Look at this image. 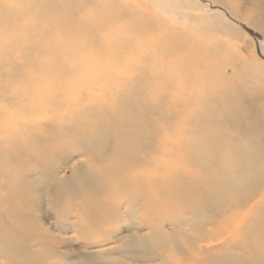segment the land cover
Listing matches in <instances>:
<instances>
[{"label": "rangeland", "instance_id": "obj_1", "mask_svg": "<svg viewBox=\"0 0 264 264\" xmlns=\"http://www.w3.org/2000/svg\"><path fill=\"white\" fill-rule=\"evenodd\" d=\"M210 1L218 6L0 0V135L14 137L18 121L34 118L32 125L79 133L98 126L93 133L107 142L108 133L137 120L152 131L156 155H173L165 161L172 182L160 199V225L145 215L138 193L134 205L122 202L115 217L92 230L77 203L50 192L57 182L93 181L85 140L67 147L53 175L29 173L21 201L9 185H23L14 171L30 160L32 142L20 141L10 166L0 154V264H88L86 256L97 257L93 264H264V25L245 0ZM121 5V23L100 13ZM136 12L145 27L128 31ZM250 23L255 35L244 28ZM201 173L213 175L206 186L224 185L225 192L185 196L190 186L176 181ZM43 234L63 242L46 246Z\"/></svg>", "mask_w": 264, "mask_h": 264}, {"label": "bare ground", "instance_id": "obj_2", "mask_svg": "<svg viewBox=\"0 0 264 264\" xmlns=\"http://www.w3.org/2000/svg\"><path fill=\"white\" fill-rule=\"evenodd\" d=\"M203 1L206 4H208L210 7L216 8L218 6L210 0H203ZM245 1L246 4L250 3L251 5L255 6L256 9L261 11L259 15L254 17H258L257 18L258 21L262 25H264V0H245ZM88 9L90 10V8ZM220 10L221 13L224 14L226 13L224 9L220 8ZM100 13L103 14L105 20H111V18H113V19H118V22L121 23V19L123 18L124 14L126 15V6L121 5L115 9H102ZM138 15L139 14L136 12L131 18V22L129 21L130 24L124 25L123 28H126V30L128 31L133 30V32L143 29L145 26L139 23L140 20ZM250 25L251 26H248L249 28L252 26H256L254 23H250ZM117 43L120 44L121 42H117ZM110 68H112V66ZM135 79L137 78L135 77ZM128 96H126V98ZM124 105L126 106V104ZM33 119L34 118H28L27 123L25 122L20 123V121H18L17 124L15 125H17V128L20 130L17 132V135H14V137L7 135L5 131H3L0 135L1 136L0 154L1 156L4 157L6 154L7 157L6 158L7 164H5L6 167L10 166L14 162L13 159L9 160V158L14 156V154L17 155V153L19 152V148L21 145L20 141H23L26 144L28 142H32V144L30 145L27 144L28 146L26 147V153H25L27 158L31 157L30 160L27 159L25 162H23L24 164H21L22 163L21 162L20 163L21 165L17 167L16 170L14 171V173L17 172L19 173V175H21L22 182L24 181L23 185L21 184V182H18V184L15 182L14 184L9 185V191L15 196L14 198L16 200L18 199L20 201L23 199L25 200L27 197L26 194L29 193L30 191V187L25 185L26 182L27 183L30 182L29 173L39 170L44 174L53 175L54 174L53 170L57 158L60 155H62L64 151L67 150V147L69 145L75 143L74 141L76 140V138L80 137L85 140V143H83L84 155L89 160L90 164L94 165L95 167V172L92 175L93 181L86 184L76 183L77 185H70V186H65L62 183L57 182L50 192L57 195L58 198L59 197L61 198L58 201L63 200L65 202L70 201L71 203H75V204L77 203L79 205V213L81 215H85L86 226L92 230H95L99 225L102 224L101 222L105 218L107 217L113 218L117 215V211L122 205V202L126 201L129 202L130 205H134V201L136 200L134 199V195L140 193V197H141L140 203L143 205V212L145 213V215H147V217L153 216V218L155 219V224L160 225V222L163 221V216L160 214V212L164 211V210L160 211V207L163 204V203L160 204L161 203L160 199L162 195L163 196L166 195V192L169 190L170 184L172 182L168 180V175L170 174L169 172L170 164L168 163L166 165L165 161L168 162L170 158L173 157V155L167 153L168 160L165 158L164 155L162 156V154L156 155L157 154L156 150L157 149L160 150L159 149L160 146H154V148L150 146L151 144L150 141H148V138H150L151 136L150 132L152 131L150 130L149 126L146 127L140 126L138 125L139 122L137 120L129 121L126 124L120 126V128H118L117 130H114L113 133H108L109 141L105 142V140L101 139L102 137L101 135L93 133V131H95V128H97L98 126L97 127L92 126L87 131H80L79 133V131L71 130L70 128H66L65 126L60 130L59 129L57 130L56 128L50 129L45 121L34 123L35 125L34 124L32 125L31 122L33 123ZM106 135L107 134H105V136ZM158 135L160 134L158 133ZM7 137L8 139H6ZM101 148L102 150H100ZM12 149H14L13 153H11ZM19 155L21 156V154ZM33 157L35 158V160ZM3 159L5 160V158ZM164 171H165L164 174L163 173L160 174L161 172ZM157 181L159 182L158 183L159 186H155L156 185L155 183ZM206 181L213 183L214 182L213 175L202 174V173L195 176L187 175V176H182L176 182L181 187L187 185L190 186L189 188L186 187L187 188L186 190L184 189L185 191L183 193L185 196L192 193L196 194L197 191H200L197 193L198 196H200L201 193L207 197L213 196V194L216 193L217 191L221 193L225 192L224 185L218 184L215 186H208V185L206 186L205 184ZM189 182L191 183L188 184ZM25 195L26 197L22 198ZM198 196H195V201H197L196 199L198 198ZM16 200H14V202H16ZM158 203L160 205H158ZM168 205L172 207V204L169 203ZM183 205L187 206L188 203L186 202ZM169 206L168 208H170ZM107 210H109L110 212H108ZM159 233H161L160 227H158V229L156 230V234ZM43 235L44 236L42 239V243H44L46 246L51 247L63 242L62 239L52 237L49 234L48 235L43 234ZM144 239H145L144 241L146 242L149 241V238H144ZM133 242H134V238H131L129 240V243H133ZM96 258H97L96 256H86L85 260L88 262V264H93Z\"/></svg>", "mask_w": 264, "mask_h": 264}, {"label": "water", "instance_id": "obj_3", "mask_svg": "<svg viewBox=\"0 0 264 264\" xmlns=\"http://www.w3.org/2000/svg\"><path fill=\"white\" fill-rule=\"evenodd\" d=\"M246 28V30L251 34V35H255V31L252 30L251 28H248V27H244Z\"/></svg>", "mask_w": 264, "mask_h": 264}]
</instances>
